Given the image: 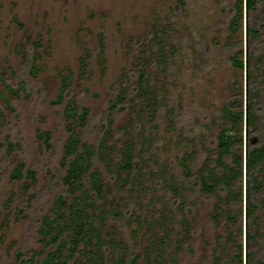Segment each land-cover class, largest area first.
<instances>
[{
    "label": "rangeland",
    "instance_id": "374dc122",
    "mask_svg": "<svg viewBox=\"0 0 264 264\" xmlns=\"http://www.w3.org/2000/svg\"><path fill=\"white\" fill-rule=\"evenodd\" d=\"M246 1L0 0V264H21L18 251L39 261L53 220L69 214L65 203L81 192L85 198L71 213L77 223L85 214L94 190L89 182L78 190V165L83 144L101 132L92 184L100 178L105 198L126 208L108 217L111 244L97 252L95 264H120V257L123 264H246L247 245L259 237L247 234L244 176L241 202L220 189L208 196L200 177L198 189L189 190L183 176L190 169L215 181L232 167V155L219 157L217 134L225 127L222 106L234 93L244 112L249 90L254 136L264 137V0L251 12ZM239 52L243 68L231 61ZM121 87L128 105L101 131ZM155 96L159 108L146 124L152 136L134 135L142 151L134 172L125 131L131 133L132 113H149ZM38 131L51 133L50 148ZM238 211L232 223L229 215ZM263 219L264 207L250 225ZM88 248L84 243L77 255L82 264Z\"/></svg>",
    "mask_w": 264,
    "mask_h": 264
},
{
    "label": "trees",
    "instance_id": "16d2710c",
    "mask_svg": "<svg viewBox=\"0 0 264 264\" xmlns=\"http://www.w3.org/2000/svg\"><path fill=\"white\" fill-rule=\"evenodd\" d=\"M182 2V0H179ZM257 0H247V11L251 12ZM249 26V25H248ZM249 45V40H248ZM231 61L234 65L239 68H243L244 61L241 55V52L235 54L231 57ZM250 56L246 57V69H250ZM247 85H250V79L248 76ZM67 87V82L63 81L60 86L59 93L56 99V102L61 101L63 97V92ZM135 84V88H136ZM240 96V95H239ZM237 96V93H234L233 98L228 102L224 103L222 106V112L224 113L225 127L221 129L217 134L218 148L220 158L226 156L227 159L229 155L233 156L232 167H223L224 171L222 172V177L216 178L215 181L208 180L206 174L201 172L197 175L195 172H191L190 169H185L183 176L186 181L189 182V190L198 189L199 177L203 184L205 192L207 195H213L216 193V189L225 190L228 195L232 197L233 200L241 202L242 199V179L244 176V185H245V216L246 221L248 222V238L257 236V241L252 245H247L248 259H246V264H264V249L263 245L260 244L261 240H264V219L261 225L253 227L250 225L251 221H254V216L259 209L264 207V179L260 176L264 173V137H255L254 133L258 130L257 118L254 113V101L253 96L250 94L249 90L246 96V136H245V152L244 155L241 151L242 146V123H243V108L240 97ZM128 105V100L126 97V90L124 87L120 88L119 93L116 97L111 100L107 113L102 124L101 131L107 126V123H110L113 119L114 114L119 112L122 109H125ZM159 108L158 98L156 96L150 102L148 109L149 113L145 116L146 111L133 117V114L129 118L128 128L131 129V133L128 130L125 131L126 135L132 137V147H131V160H130V169L135 172L136 168H139V163L141 160V152L138 153L136 148L135 136L140 135L143 140H148L149 136L151 137L150 132H146V124L149 121L154 120L156 117L157 111ZM144 112V113H143ZM151 112V113H150ZM103 132L100 133L99 137L96 139V142L93 144L84 143L85 146V155L84 158L79 161V170L76 179L81 183V187L78 188L80 191L83 188L85 183L88 184L89 188L93 189L90 198L87 201L88 207L85 214L78 219V223L74 220L72 216V207L75 205L76 201L83 200L85 195L83 192L74 195L72 203L64 205L68 209L69 214H58L57 218L53 220L54 225L50 233L49 240L46 241L44 245V250L42 251L41 259L37 262H32V260L26 259L21 251L17 252L16 258L20 260L21 264H82L78 260L77 255L82 252V247L84 243L89 246L84 252V256L87 259L88 264L97 263L98 257L97 252L104 251L109 244V232L106 231L108 217L112 214L122 215L124 212L120 211V208H126L125 204L122 203L119 207H116L115 200L109 201L108 198H105V195L102 194V181L98 178V183L92 184V178L97 174V171H92L93 161L101 157L100 151L103 148ZM135 135V136H134ZM38 138L41 140L42 145L48 149L52 146L51 142V133L49 131H38ZM13 143L9 138L5 139V146L7 150L12 147ZM235 146H238V154H233V149ZM195 151L187 152V159L192 160L194 157ZM222 159V158H221ZM221 159L218 161V165H221ZM229 164V163H228ZM115 166V165H114ZM244 167V168H243ZM212 169V168H211ZM210 169V170H211ZM115 172V167L112 169ZM209 170V171H210ZM112 172V173H113ZM217 173L216 169L211 171ZM67 176V175H66ZM120 179L118 176H116ZM211 179L213 176L210 175ZM80 184V183H79ZM123 187V186H122ZM74 193V191H71ZM63 194H58V197L61 199ZM260 195V196H259ZM219 198V196L217 197ZM64 201L62 200L61 203ZM240 211L234 214L229 215V219L232 223H235L237 220ZM255 225V224H254ZM235 248V245H234ZM238 259L240 260L241 248L238 250ZM261 252L260 256H257V253ZM120 264H123V257H120ZM125 264V260H124Z\"/></svg>",
    "mask_w": 264,
    "mask_h": 264
},
{
    "label": "water",
    "instance_id": "95a60500",
    "mask_svg": "<svg viewBox=\"0 0 264 264\" xmlns=\"http://www.w3.org/2000/svg\"><path fill=\"white\" fill-rule=\"evenodd\" d=\"M245 72H246V64H245ZM245 104H246V97H245ZM244 117H245L244 128H245V135H246V105H245Z\"/></svg>",
    "mask_w": 264,
    "mask_h": 264
}]
</instances>
